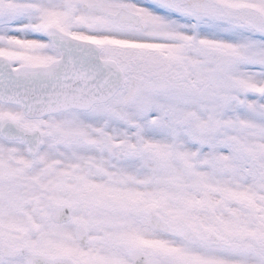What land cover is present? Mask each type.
Listing matches in <instances>:
<instances>
[{"label": "snow or ice", "instance_id": "6c2138e0", "mask_svg": "<svg viewBox=\"0 0 264 264\" xmlns=\"http://www.w3.org/2000/svg\"><path fill=\"white\" fill-rule=\"evenodd\" d=\"M0 264H264V0H0Z\"/></svg>", "mask_w": 264, "mask_h": 264}]
</instances>
